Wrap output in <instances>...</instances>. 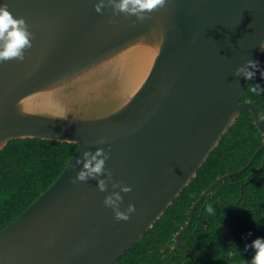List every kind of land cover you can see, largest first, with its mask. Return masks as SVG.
Returning <instances> with one entry per match:
<instances>
[{
    "label": "water",
    "instance_id": "95a60500",
    "mask_svg": "<svg viewBox=\"0 0 264 264\" xmlns=\"http://www.w3.org/2000/svg\"><path fill=\"white\" fill-rule=\"evenodd\" d=\"M97 2L0 0L34 35L23 62L0 63V149L20 138L78 144L56 181L0 231V264H119L244 111L264 135L258 107L241 101L249 80L233 75L261 62L264 0H167L142 22L110 7L99 14ZM109 147L106 168L132 187L121 193V210L136 207L127 222L103 205L96 179L71 183L85 150ZM263 149L200 195L177 246L197 206Z\"/></svg>",
    "mask_w": 264,
    "mask_h": 264
},
{
    "label": "trees",
    "instance_id": "16d2710c",
    "mask_svg": "<svg viewBox=\"0 0 264 264\" xmlns=\"http://www.w3.org/2000/svg\"><path fill=\"white\" fill-rule=\"evenodd\" d=\"M264 53L255 78L249 80L241 101L259 109L264 124ZM264 144L252 112L244 111L223 135L190 184L154 226L119 259V264H251L252 241L264 238V149L244 172L227 178L196 208H191L219 177L243 168ZM78 144L41 138L8 141L0 149V231L19 217L61 175ZM255 176V179H252ZM211 204L214 214L206 209Z\"/></svg>",
    "mask_w": 264,
    "mask_h": 264
},
{
    "label": "clouds",
    "instance_id": "9594fccd",
    "mask_svg": "<svg viewBox=\"0 0 264 264\" xmlns=\"http://www.w3.org/2000/svg\"><path fill=\"white\" fill-rule=\"evenodd\" d=\"M167 0H98L94 4V10L102 14L104 8L110 7L112 15L117 16L124 14L125 16H135L138 21H144L150 18L149 13L157 11L165 7ZM111 22V21H110ZM33 33L29 30V25L23 17L14 18L8 10L7 3L0 5V63L9 60L23 62L25 60V52L32 48ZM264 50V44H261ZM252 69V70H250ZM259 69L257 62L247 60L243 66L237 67L233 75L236 77L243 76L248 80L255 78L256 71ZM264 77V71L261 72ZM261 89L259 85L251 88L253 93ZM66 119V118H65ZM107 138L101 137L96 143L106 144ZM110 159L109 151L104 148H97L95 152L85 150L81 157L76 160V165H82L76 176L71 179V183L87 182L90 179L97 180V188L100 192L108 194L103 199V205L113 211L114 219L127 222L131 218V214L136 212L134 204L129 203L126 209L121 210L123 197L121 193L127 194L132 191L130 185H126L122 180H115L110 170L106 168V161ZM98 177H103L97 179ZM111 185L112 191H108ZM119 189V191H116ZM206 211L214 214L215 209L211 204L208 205ZM251 247L255 250L251 264H264V238H257L252 241Z\"/></svg>",
    "mask_w": 264,
    "mask_h": 264
}]
</instances>
